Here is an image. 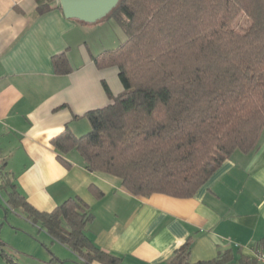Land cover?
Segmentation results:
<instances>
[{"label":"trees","instance_id":"16d2710c","mask_svg":"<svg viewBox=\"0 0 264 264\" xmlns=\"http://www.w3.org/2000/svg\"><path fill=\"white\" fill-rule=\"evenodd\" d=\"M35 1L39 16L61 11L58 0ZM241 16L247 24L235 29ZM110 19L126 40L93 62L98 69L116 67L124 90L114 97L102 83L111 103L83 116L87 134L65 130L51 140L56 159L69 168L63 156L75 150L89 172L120 179L134 197L192 198L235 151L256 150L264 130V0H120L99 22ZM52 65L56 74L70 72L65 54ZM0 191L10 210H20L78 264H123L85 236L93 217L80 199L39 212L6 174ZM5 246L0 241L4 264H16ZM191 246L188 239L168 264H189ZM49 255L46 264L60 263ZM231 261L225 252L196 264Z\"/></svg>","mask_w":264,"mask_h":264},{"label":"crops","instance_id":"0c3cea01","mask_svg":"<svg viewBox=\"0 0 264 264\" xmlns=\"http://www.w3.org/2000/svg\"><path fill=\"white\" fill-rule=\"evenodd\" d=\"M89 26L65 18L62 10L39 16L35 0H0V175L6 174L39 212L80 199L93 217L85 236L123 264H168L188 239L189 264L225 252L232 256L228 264H256L254 252H264V130L256 150L235 151L188 199L134 197L120 179L89 172L75 150L63 156L69 168L57 161L51 140L65 130L76 137L87 134L90 125L83 116L111 103L102 83L114 97L124 90L116 67L98 69L93 62L121 46L124 32L112 19ZM61 54L70 66L65 75L56 74L52 65ZM6 202L4 195L0 212L13 213ZM23 220L28 227L21 230H37L57 243ZM69 252L65 258L56 249L52 253L78 264ZM11 256L19 264L17 254ZM41 259L50 258L42 254Z\"/></svg>","mask_w":264,"mask_h":264},{"label":"rangeland","instance_id":"374dc122","mask_svg":"<svg viewBox=\"0 0 264 264\" xmlns=\"http://www.w3.org/2000/svg\"><path fill=\"white\" fill-rule=\"evenodd\" d=\"M237 21L238 23L232 25V27L235 26V29H239V26H245L247 24L246 18L242 16ZM88 27L90 26L88 25ZM2 193L0 194V197H2L0 198L1 200L6 195L4 192ZM5 214L6 218H4ZM5 214L3 211L2 213L0 212V241L5 243L6 246L4 248L7 254L10 256L17 254L19 264H46L41 259L42 254L50 258V252H54L55 249L58 250L60 256H64L62 258L71 255L69 250L59 243L52 244L49 238H46L45 234L37 230L33 234L23 231V229L21 230L20 228L28 227V224L23 220L25 217L18 210L13 213L8 211ZM69 261L67 263L72 264V260ZM67 263L64 260H60L58 264Z\"/></svg>","mask_w":264,"mask_h":264},{"label":"water","instance_id":"95a60500","mask_svg":"<svg viewBox=\"0 0 264 264\" xmlns=\"http://www.w3.org/2000/svg\"><path fill=\"white\" fill-rule=\"evenodd\" d=\"M120 0H58L65 18L93 25L103 20Z\"/></svg>","mask_w":264,"mask_h":264},{"label":"built area","instance_id":"2783aa9c","mask_svg":"<svg viewBox=\"0 0 264 264\" xmlns=\"http://www.w3.org/2000/svg\"><path fill=\"white\" fill-rule=\"evenodd\" d=\"M2 161L0 159V169H1ZM254 262L256 264H264V252L261 250H256L253 255Z\"/></svg>","mask_w":264,"mask_h":264}]
</instances>
